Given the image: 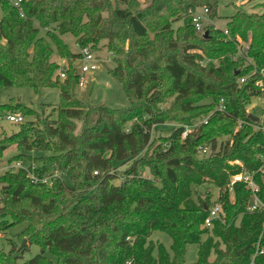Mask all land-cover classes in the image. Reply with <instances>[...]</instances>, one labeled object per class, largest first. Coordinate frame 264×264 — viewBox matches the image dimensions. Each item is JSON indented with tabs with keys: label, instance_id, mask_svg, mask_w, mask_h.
<instances>
[{
	"label": "trees",
	"instance_id": "trees-1",
	"mask_svg": "<svg viewBox=\"0 0 264 264\" xmlns=\"http://www.w3.org/2000/svg\"><path fill=\"white\" fill-rule=\"evenodd\" d=\"M217 3L26 0L21 17L0 0V87L54 88L60 98L47 115L46 105L38 112L14 100L0 104V116L34 119L0 138V157L11 146L23 153L9 164L41 152L33 174L51 176L43 185L25 169L0 175V232L21 227L17 237L28 244L0 248V264H19L32 245L39 253L20 264H153L154 252L158 264H184L188 245L198 247L194 264H264L255 248L264 249V134L247 111L264 98V3L260 13L224 18L222 28ZM188 6L208 8L214 25L206 35L195 32ZM66 35L78 48L104 43L108 74L128 107L77 98L78 53ZM54 55L70 62L62 80ZM165 123L175 127L153 135ZM186 127L192 132L182 138ZM240 174L252 177L262 208L247 210L252 193L244 182L229 190ZM204 185L202 196L196 189ZM212 187L222 213L204 227ZM154 231L171 238L169 251L150 240Z\"/></svg>",
	"mask_w": 264,
	"mask_h": 264
},
{
	"label": "rangeland",
	"instance_id": "rangeland-1",
	"mask_svg": "<svg viewBox=\"0 0 264 264\" xmlns=\"http://www.w3.org/2000/svg\"><path fill=\"white\" fill-rule=\"evenodd\" d=\"M264 0H218L217 3V16L221 17L215 24L217 27H224L225 20L224 18L234 15L237 11H241L247 14L250 13H260L261 9L260 4H263ZM0 18H1V9H0ZM182 25V22H177L173 25L175 29L177 26ZM41 34H43L41 32ZM64 41L68 45L71 51L77 53V47L75 45V39L71 35L64 36ZM242 43V42H240ZM243 44V43H242ZM104 45L103 42L100 43L99 48L94 50V53L101 62V67L93 72H90L85 77L84 87H76L77 98L84 104H103L108 108H126L129 105L128 99L125 95V92L121 85L114 82L109 74L108 70L113 67L112 58L107 50V48L101 46ZM57 64L70 62L63 59H58L56 55L52 58ZM69 62V63H68ZM75 63V62H74ZM73 63V67L78 69L80 67V62ZM70 65V64H69ZM262 74V72H261ZM264 78V76H263ZM259 86L263 87V82L259 81ZM264 89V88H262ZM11 100L17 101L22 105L31 108L35 111L40 112L42 105L48 106L44 111V115H47L50 112L51 107H55L59 104V91L54 88H41L34 90L30 87H0V104H8ZM170 100L168 101V103ZM205 102V101H204ZM247 111L250 115L258 117L259 119L264 118V98L253 99L251 105L247 108ZM14 114V113H13ZM16 114V113H15ZM19 114V113H17ZM34 120L33 118H24V121ZM80 123L77 122V127L79 128ZM175 127L174 124L165 123L164 125H157L154 129L153 135H168L170 131ZM18 131L17 124H11L7 122L4 118L0 116V138L10 136ZM23 153V151L18 150L15 146H11L7 149L2 157H0V175H2L10 167L15 165H21L24 168L29 169L33 172L36 169L37 163L36 160L39 157H42L44 154L41 152H28L26 153L31 157V161L23 159L20 163L9 164L8 160L12 157H15ZM117 166V165H116ZM16 169V168H15ZM15 171V170H14ZM50 185V181H49ZM207 186L198 187L196 190L203 196L205 194ZM213 192L212 203L216 202L218 191L216 188H211ZM21 227H16L10 229L6 233H2L0 238V248L7 252L11 246L10 243H15L20 245L25 241L24 246H27L26 240H22L17 237L20 232ZM150 240L153 243H160L164 246L166 250H170L172 240L171 238L160 231H154L151 234ZM197 245H188L186 247L184 264H194L197 260ZM39 253V248L36 245L29 247V250L25 251L20 259L21 262H26L32 257ZM153 264H158L156 252L153 253Z\"/></svg>",
	"mask_w": 264,
	"mask_h": 264
},
{
	"label": "built area",
	"instance_id": "built-area-1",
	"mask_svg": "<svg viewBox=\"0 0 264 264\" xmlns=\"http://www.w3.org/2000/svg\"><path fill=\"white\" fill-rule=\"evenodd\" d=\"M8 1L14 8L18 9L20 12L21 17L22 11H21V3L26 0H6ZM186 15L190 17L192 26L195 30V32L199 36H203L205 34V28L210 25H214V22L209 18L208 16V8H195L193 6L186 7L185 11ZM224 33L226 34L227 31L225 30ZM77 47V46H76ZM77 53H78V60L76 62H80V67L76 68V73L78 74V84L79 87H84L85 85V77L84 75L98 70L102 65L99 61L98 57L94 53V50L90 47H83L78 48L77 47ZM75 62V63H76ZM74 63V64H75ZM58 77L59 79H64L66 71L69 69V65L66 63L58 64ZM244 80H241L240 82H243ZM218 111H223L224 107L220 105L217 109ZM1 118H4L7 122L11 124H20L23 122V116L20 114H4L1 116ZM240 128V125L238 126ZM255 131H261L264 134V124L259 122L257 126L254 127ZM192 132V128L186 127L185 131L182 133V138H185L187 134ZM200 152L202 154L206 153L205 148H199ZM239 164V163H237ZM16 168V169H15ZM12 170H18V169H25L27 171L26 178L32 183V184H43L47 185L49 184L50 178L49 177H38L33 174V172L29 171L27 168L22 167L21 165H15L14 167H10ZM57 173L53 174V177H56ZM236 182H244L247 186V189H249L252 193V198L248 204L247 210L249 212H253L257 210L258 208H262L263 206L260 204L256 197V193L258 191V188L256 184L253 182L252 177L248 174H240L235 175L231 178V183L229 186V190H232V185ZM222 213L221 205L217 202L213 203L210 208L207 209V215L204 219V227H210L212 222L216 219H220ZM2 237V233L0 232V238ZM256 248V254L257 255H264V249H261L259 245H255ZM20 264V263H19ZM124 264H130V262H125Z\"/></svg>",
	"mask_w": 264,
	"mask_h": 264
},
{
	"label": "water",
	"instance_id": "water-1",
	"mask_svg": "<svg viewBox=\"0 0 264 264\" xmlns=\"http://www.w3.org/2000/svg\"><path fill=\"white\" fill-rule=\"evenodd\" d=\"M205 35H206V33H205ZM248 118H249L250 120L254 121V122H261L262 124H264V118L259 119L258 117H254L253 115H250V114L248 115ZM24 244H25V241H23L21 247H23Z\"/></svg>",
	"mask_w": 264,
	"mask_h": 264
},
{
	"label": "crops",
	"instance_id": "crops-1",
	"mask_svg": "<svg viewBox=\"0 0 264 264\" xmlns=\"http://www.w3.org/2000/svg\"><path fill=\"white\" fill-rule=\"evenodd\" d=\"M217 21V20H216Z\"/></svg>",
	"mask_w": 264,
	"mask_h": 264
}]
</instances>
